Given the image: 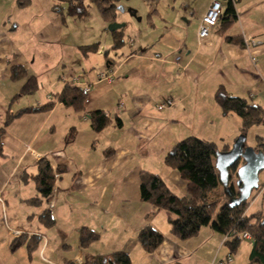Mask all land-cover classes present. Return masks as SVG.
Masks as SVG:
<instances>
[{
  "label": "crops",
  "instance_id": "obj_1",
  "mask_svg": "<svg viewBox=\"0 0 264 264\" xmlns=\"http://www.w3.org/2000/svg\"><path fill=\"white\" fill-rule=\"evenodd\" d=\"M221 1L223 12L228 0ZM233 5L235 19L220 20L200 44L197 31L206 9L198 13L192 29L175 17L161 19L153 25L154 43L138 41V51L130 49L119 62L109 60L102 66L99 55L105 53L99 52L96 41L92 44L98 46V55L93 58L88 53L64 54V48L72 46L65 41L67 13L56 12L49 0H28L25 5L0 0V264H81L114 251L126 252L130 264H209L229 252L220 245L223 235L209 226L185 240L174 236L168 214L140 199L139 175L158 174L174 193L186 194V181L163 162L181 123L188 125L187 136L219 140V151L230 150L241 134V121L234 113L222 112L214 98L218 88L264 108V0H235ZM244 36L261 44L247 49ZM14 67L24 71L22 76L13 77ZM102 67L115 70L113 83L95 81ZM63 75L91 83L83 110L58 101L56 95L69 84ZM30 76L37 88L20 94ZM167 97L173 105L158 110L156 105ZM48 102L53 104L49 110L37 109ZM24 108L35 110L5 125L8 115ZM95 110L109 117L100 131L87 117ZM42 159L57 174L52 208L34 179ZM260 171V192L251 207L264 196ZM259 211L264 216L262 208ZM44 212L52 220L42 218ZM145 226L164 237L153 251H146L137 239ZM81 230L93 231L98 239L81 247ZM22 234L38 238L31 251L25 244L11 247Z\"/></svg>",
  "mask_w": 264,
  "mask_h": 264
},
{
  "label": "trees",
  "instance_id": "obj_2",
  "mask_svg": "<svg viewBox=\"0 0 264 264\" xmlns=\"http://www.w3.org/2000/svg\"><path fill=\"white\" fill-rule=\"evenodd\" d=\"M61 1L65 3L64 11L67 15L77 18L84 17L87 11V3H92L96 6L101 18L106 23H110L115 20L118 3L121 0ZM26 3H28V0H18L19 5H25ZM54 6L56 12H62L63 9L60 4ZM235 17L234 5L231 0H228L219 21L224 20L226 21L225 23H229ZM111 34L113 39L112 47L116 49L121 45L120 30H115ZM97 48L96 44H91L82 49L84 51L86 49L95 51ZM104 53L105 55L107 54V49ZM23 73L24 71L18 67H14L12 70L13 77H20ZM37 86L36 78L30 76L22 86L20 94L32 93ZM85 95L86 93L78 86L66 84L56 97L63 105L72 107L76 111H81L83 110ZM214 98L224 114L234 113L240 118L241 135H245L247 130L254 125H264V108L261 105L248 103L246 99L241 97L229 96L222 87L217 89ZM52 105V102H48L37 109L49 110ZM32 110H35V108H24L14 114L8 115L5 125L20 114ZM87 117L95 131H100L109 122L108 115L101 110L90 112L87 114ZM1 133L2 129H0V136ZM72 136L73 132L71 131L67 136V140H71ZM257 138L258 145L254 149H259L264 156V139L260 136H257ZM216 150L215 143L196 136H187L177 141L166 153L163 162L167 167L177 170L181 179L186 181V194L177 195L174 193L158 174L141 171L139 175L140 199L151 203L159 209H163L168 214L171 233L180 240L193 237L203 226H209L222 235L232 231L236 235H233L225 243L229 252H232L237 249L242 240L238 234L248 232L251 240L249 259L252 262L264 264V216L260 211L246 215L249 205L248 199L237 201L234 197L230 202L223 201L220 203L222 197L215 192L220 185L219 173L214 164ZM1 153L2 145L0 142ZM238 166L234 164L230 168V174H233ZM34 179L40 195L47 198L54 186L53 172L48 161L44 159L39 161L38 172ZM231 191L236 194L235 196L238 195L237 190L234 191L233 186L231 187ZM34 201L32 200L31 202L33 203ZM214 214L215 218H213ZM257 214L261 218L255 223L252 219ZM43 215L42 218L52 220L48 212H44ZM34 239H36L37 243V237L31 236L28 239L26 235L22 234L20 237L13 239L11 247L14 249L25 244L27 249L31 251L34 248ZM96 239H98V235L93 231L81 230L79 235L81 247H87ZM137 239L146 251H153L162 243L164 237L153 227L145 226L139 230ZM81 264H130V257L124 251H114L110 254L86 258Z\"/></svg>",
  "mask_w": 264,
  "mask_h": 264
},
{
  "label": "rangeland",
  "instance_id": "obj_3",
  "mask_svg": "<svg viewBox=\"0 0 264 264\" xmlns=\"http://www.w3.org/2000/svg\"><path fill=\"white\" fill-rule=\"evenodd\" d=\"M49 1L53 6H57V4H60L61 8L63 9L62 12L64 13L65 3L63 1ZM208 3L209 0H121L118 3V9L115 14L114 22L123 23L124 26L119 29L121 35V45L116 49L111 45L113 41L111 36L112 32L108 30V26L110 23H106L101 18L94 4L87 3V11L85 16L82 18L70 17L64 13L66 20L65 23L67 26L65 41L66 43L72 44L71 49L64 48V54L68 55L70 51V54L73 55V53H76L75 56H77L78 54V56L81 57L84 55L83 53H88L89 57L93 58V56L98 55L96 51H94L95 53L93 51H89L88 49L82 51L83 49L81 50L80 48L75 46V44L82 46L81 48H83L86 45L92 44L96 41L95 43H98V46L100 48L102 45H106L105 47H107V54L105 56L99 55V61L102 62V66H105L106 61L109 60L117 63L130 51V49L131 51L133 49H135V51H138V41L143 43L155 42L154 39L156 36V31H153L154 23H159L161 19H165L170 16L169 18L175 17L176 19L182 21L185 26H189L192 29L197 24L200 17L198 13H201L205 9L207 10L209 6ZM121 8L123 9V11H121ZM31 10H33L34 15L37 13L34 8H32ZM132 11L135 12V15L131 14ZM142 48H144V46ZM139 51L143 53L144 49H140ZM96 65L95 67H97ZM73 68L78 69L76 65H73ZM187 129L188 125L185 123L177 125L175 130L176 134L174 135V139H176V142L187 137ZM257 136L264 137L263 124L255 125L247 130V132L245 133L246 138L244 140L245 146L247 148H256L258 145ZM221 143L222 142H220L219 140L215 142L217 148L216 151H219V149H221ZM233 143L234 142H232L230 146V150H232ZM214 164H216L215 158ZM239 164L240 162L236 163L235 165L238 166ZM235 172H233V174H230L229 172V183L232 184L231 186H233L234 191L236 190ZM259 178L261 182H264V169L260 171ZM215 192L216 194H220L222 197L220 199V203L223 201H231V197L226 194L221 183ZM257 192H260L259 186L252 190L251 196L248 198L249 203L250 201L252 202L254 200V195ZM252 204L253 203H250V211L248 215L255 213L261 208L264 212V196L260 197L258 202L253 207H251ZM79 213H81V211H77V214ZM213 218H215V214L213 215ZM260 218L261 216L257 214L254 216L252 221H255V223H257ZM54 231L56 232V230ZM66 231L68 232V234L72 233L71 230ZM70 236L71 238L74 237L73 235ZM250 250L251 240L242 239L237 249L232 251L231 254L238 264H259L257 262L250 261ZM207 251L209 252L208 249H206V251L203 250L202 252H206V254H208ZM223 251L224 249L220 251V255L223 253Z\"/></svg>",
  "mask_w": 264,
  "mask_h": 264
},
{
  "label": "water",
  "instance_id": "obj_4",
  "mask_svg": "<svg viewBox=\"0 0 264 264\" xmlns=\"http://www.w3.org/2000/svg\"><path fill=\"white\" fill-rule=\"evenodd\" d=\"M121 11L123 9L121 8ZM131 11V10H130ZM135 15V12H131ZM124 26L123 23L110 22L108 30L113 32ZM245 135H240L233 144L232 150L227 152H216V169L219 173L220 183L223 185L224 190L231 200L235 197L237 201L247 200L252 193V190L257 188L258 173L264 169V156L258 149L247 148L244 146ZM242 162L235 172V185L238 195L235 196L231 191V183H229L230 167L234 164Z\"/></svg>",
  "mask_w": 264,
  "mask_h": 264
},
{
  "label": "built area",
  "instance_id": "obj_5",
  "mask_svg": "<svg viewBox=\"0 0 264 264\" xmlns=\"http://www.w3.org/2000/svg\"><path fill=\"white\" fill-rule=\"evenodd\" d=\"M234 4L235 0H231ZM222 13V1L221 0H211L207 10L202 15L200 19V24L197 31V40L198 44H200L209 34L210 29L214 28L221 16ZM244 44L246 48L256 47L261 44V41L257 40L251 36L243 37ZM100 53H104L105 49L102 46L98 49ZM252 60H255V57H252ZM61 79L65 82H68L70 85L78 86L84 93H87L90 90L91 83L86 82L80 79L77 75H63ZM115 79V70L113 68L102 67L98 70L96 74V82L105 81L107 83H113ZM174 103L171 97H167L156 105L158 110H162L164 108L172 106ZM119 106H122L123 103L120 101L118 103ZM54 182L57 180V174L53 173ZM55 187L53 186L52 192L47 197L48 199V207H53ZM233 235H236L234 232H228L223 235L220 245H225L226 241L229 240ZM241 239L250 240V234L248 232H242L238 234ZM209 264H236L235 260L231 254V252H227L221 257H214Z\"/></svg>",
  "mask_w": 264,
  "mask_h": 264
},
{
  "label": "flooded vegetation",
  "instance_id": "obj_6",
  "mask_svg": "<svg viewBox=\"0 0 264 264\" xmlns=\"http://www.w3.org/2000/svg\"><path fill=\"white\" fill-rule=\"evenodd\" d=\"M234 195H236V194L234 193Z\"/></svg>",
  "mask_w": 264,
  "mask_h": 264
}]
</instances>
